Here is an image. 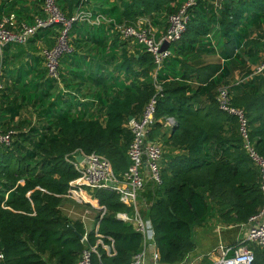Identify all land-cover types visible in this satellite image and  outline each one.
<instances>
[{"label":"trees","instance_id":"trees-1","mask_svg":"<svg viewBox=\"0 0 264 264\" xmlns=\"http://www.w3.org/2000/svg\"><path fill=\"white\" fill-rule=\"evenodd\" d=\"M18 2L0 0V15L17 12ZM108 4L104 0L102 8L95 12L127 23L147 15L151 18L161 10L170 14L180 6L177 0H128L123 9L119 2L107 8ZM214 8L203 0L189 8L185 33L175 42L174 54L167 57L156 78L150 52L143 49L130 54L119 50L118 38L109 46L105 39L111 34L119 35L111 33L104 24L76 21L72 25L71 35L78 48L84 40H93L95 45L85 46L84 53L95 49L100 56H91V62L86 63L85 54L76 53L72 61L69 59L72 68L68 72L72 75L63 76V85L68 92L78 88L80 81L99 87L95 91L92 88L86 101L78 102L74 96L67 99L57 81L43 69L45 80L30 87L43 94L27 102L46 123L28 130L15 129L6 127L0 115L3 131H17L10 146L0 145V264H77L83 249L95 246L96 231L90 232L83 242L85 224L72 220L61 208L71 181L79 176L71 160L77 152L96 151L110 160L117 174L127 171L132 134L126 124L130 115L140 116L156 94L155 79L163 91L158 95L157 122L151 137L161 133L165 147H169L167 153L165 149L162 183L149 186L154 196L148 216L155 226L160 261H183L195 247L191 239L193 226L206 222L215 210L225 221L246 223L263 206L259 170L244 148L238 119L217 104L219 86L228 84L227 77L243 55L234 57L230 52L223 65L197 63L199 49L209 45L203 39L209 33L210 21L218 18ZM219 11L229 37L245 20L236 40L238 45L254 28L260 31L257 36L264 37V0H226ZM52 27L39 31L46 34ZM1 59L3 70L10 73L9 66L5 68L3 52ZM93 59L98 61L94 63ZM178 64L183 71L178 70ZM111 65L118 74L113 73ZM167 66L175 72L166 77L162 72ZM230 88L233 105L245 108L249 135L264 156V72ZM202 98H206L205 103ZM95 105L92 113L101 114L103 121L91 115L89 107ZM168 116L174 117L175 122L161 131L164 125L160 120ZM90 192L106 207L97 233L104 243L111 244V237L116 249L115 255L109 256L98 245L101 256L93 254L94 264H132L134 255L142 250V234L134 223L117 217L128 207L115 190L95 188ZM81 195L90 201L85 191ZM255 258L253 264H264V247H256Z\"/></svg>","mask_w":264,"mask_h":264},{"label":"built area","instance_id":"built-area-1","mask_svg":"<svg viewBox=\"0 0 264 264\" xmlns=\"http://www.w3.org/2000/svg\"><path fill=\"white\" fill-rule=\"evenodd\" d=\"M14 1V0H11ZM89 0H80V5L74 9L71 15L66 14L59 0H42L43 11L46 18L38 17L33 24L20 20L16 12L4 13L0 15V55L2 56L3 48L10 43L27 44L34 38V35L42 28L57 25L56 40L53 46L41 45L39 54L43 56V63L46 74L53 80L59 82L61 89L68 92L62 82V73L60 71V59L64 53H70L74 50L70 43L69 32L72 25L76 21H85L94 25H106L111 33L118 34L122 39L130 41L133 44H139L144 51L153 55L154 69L153 74L156 78L159 70L162 68L167 57L172 55L170 48L161 50L164 41L170 44L179 41L185 33L187 23L190 19L189 8L196 5L199 0H184L178 9L168 16V25L164 31L161 40L157 39L156 32L150 21L145 22L138 20L135 23L117 22L114 18L108 17L102 13L93 10H84L82 8ZM254 74L260 75L264 72V38L259 63L254 67ZM4 77L3 62L0 60V89L4 88L2 78ZM156 94L153 95L148 104L144 107V111L138 117L134 116L128 120L126 126L132 134L129 144L130 167L122 174H117L112 167L110 160L104 155L93 151L86 154L85 159L79 162L74 157L71 160L74 168H77L79 176L70 183V190L66 194L71 198L79 201H85L81 193L85 189L94 190L95 188H106L115 190L120 195V200L127 207L134 209V213L130 215L127 212H118L117 217L134 223L137 231L142 234V250L133 257L132 264H149V257L152 264H163L160 261L159 247L156 242V231L154 223L148 217L142 216L138 210V196L140 190H144L150 182L154 185L162 183V161L165 155V147L162 142L156 138H152L153 125L157 122L156 103L158 95L162 93V85L155 79ZM217 104L221 110L227 111L229 114L237 117L239 122L240 134L243 138V145L248 153L252 163L258 168L260 174V188L264 201V156L259 153L256 144L249 135L248 116L245 108L233 105V93L230 85L224 84L219 87L217 94ZM160 122L165 125L174 124L173 117L168 116ZM17 133L15 129L3 131L0 128V145L10 146L13 142L14 135ZM77 152L76 154H78ZM76 156V155H75ZM104 211L106 208L104 207ZM245 223L247 233L244 239L239 241L236 246L221 247V255L211 253L210 262L203 259H183L176 264H253L255 261V250L251 247V242L256 243L260 247H264V204L254 214L249 216ZM97 236H102L97 233ZM112 246L115 247L114 241L108 237ZM88 235L82 236V241L86 242ZM98 243L95 246H87L83 249L77 264H94L93 254H97ZM232 251V253H231ZM151 255V256H149ZM3 253H0V258Z\"/></svg>","mask_w":264,"mask_h":264},{"label":"crops","instance_id":"crops-1","mask_svg":"<svg viewBox=\"0 0 264 264\" xmlns=\"http://www.w3.org/2000/svg\"><path fill=\"white\" fill-rule=\"evenodd\" d=\"M103 1L104 0H90L85 5H83L82 8L84 10L96 11V9L99 10L100 8H102ZM106 1H108L109 3L106 6L107 8L109 7V5H113L116 2H119L122 9L128 2V0ZM203 1L206 4H210V6L212 5L215 7L214 12H217L218 18L217 21H210L211 24L208 30L209 33L208 35H205L203 39L204 42L209 44V47L206 46L199 49L200 53L197 59V63L199 65H205L208 63H221V65H223L224 62L228 60V55L231 54L230 52H233L234 57H238L240 54H242L243 57L239 58L240 61L235 65V68H233L234 71H232V73L227 77L228 85L231 86L236 83H243L254 78L256 76V74H254V67L259 63L261 59L264 37L260 36V38L259 36H257V33H260V31L254 28V30H251L252 34L244 38L241 44L238 45V41L236 40L239 36V33L242 32V27L245 26V20L242 21V24L239 25L236 28L235 32H233L229 37L224 31V26H222L221 24L222 17L221 11H219V9L222 7V3H224V1L226 0ZM77 2V0H59V4L62 10L68 15L71 14L77 7ZM183 2L184 0H177V4L179 5ZM18 3L19 5L16 14L21 20L27 22L28 24H33V22H35L36 18L38 17L46 18V14L43 11L42 7V0H19ZM171 4L176 3L175 1H172ZM168 15L169 14L167 13L165 14L164 10H161V13L157 12L155 14H152L153 17L151 18L149 15H147L144 17H140L139 20L145 22L146 19L149 18L156 32L157 39L161 40L168 25ZM53 26L54 27L51 28L52 31L47 30L45 32L46 34H42L40 37L34 38L33 44L24 45L25 47L21 49L23 51L15 48V50L10 54L12 56L9 55L8 60L10 61V66L8 68L10 73L7 72L8 75L4 76V79L2 81L4 88L0 90L1 122L6 127H14L15 129H17L18 127L20 129L22 128L23 130H28L31 126H41L42 124L46 123V120L40 118L37 115L35 108H33L32 105L27 101H30L29 99L31 98V101L33 102L39 94H43L40 92V89L35 90L36 88H30L34 84L45 80L44 78L46 77H42L44 75L41 74V70L45 68L43 61L35 64V61H33V57L34 54L39 52L38 49L41 45L53 46L56 40V33L58 29L57 25ZM262 28L264 29V24ZM117 38L119 39V45L116 47L119 50H127V52L130 54L134 51H143L142 46H140L139 44H133L130 41L128 42L122 39L120 36H115L114 34L109 35V37L105 39V41H107L110 46L115 42ZM80 44L82 46L78 48V53L82 56L85 54V56L87 57V59L85 60L87 61L86 63H88V61L91 62V56H100V53L97 54L96 51H94L95 49L91 52L86 51L84 53L85 46L91 47L92 45H95L93 40H84ZM174 44L176 43H171L169 46L173 54L175 51ZM172 45L173 47H171ZM18 51L21 52L19 53ZM15 55L18 56L16 57ZM170 60H172V58ZM97 61L98 60L95 59L94 63ZM176 66L178 67V70L183 71V68L179 67V64ZM110 69L114 71L113 73L116 72L113 69L112 65L110 66ZM93 72L99 74V72L95 70ZM173 72H175V70L167 66L164 67L162 73L167 77L173 75ZM116 74H118V72H116ZM121 75H123V73H121ZM123 77L124 76H122V78ZM129 82L130 80L127 81V84H129ZM97 87L99 86L95 83L91 84L89 82L80 81L78 88L73 87L70 89L71 93H66L64 91L63 92L67 99L74 96L76 98V101L83 102L89 99L90 96L86 95L93 92L92 88H94L95 91ZM53 99L54 96L52 98V101ZM201 100L202 103L206 102V98H202ZM21 104H23V107ZM80 107L81 105H78V108L76 110L79 111ZM94 108H96V105L95 107H89V109L91 110V115L93 114L94 117L100 118V121H103V117H98L99 115L97 113H92V111L94 112ZM87 112L89 113L88 109ZM163 125L164 126L162 128H169L164 123ZM165 148L167 153L169 147ZM164 164L165 159H163L161 166H164ZM150 184L151 183L149 182L144 190H140L137 201L139 212L142 214V216L147 218L149 217L148 212L149 208L151 207V202L153 201V194L151 193V190L154 193L153 188L149 187ZM90 191L91 190L89 189H85V192L90 197V201L85 200L82 202L76 198H71L65 195L66 197L61 203V208L69 218H71L72 220L79 219L83 222V224H85L86 235H88L92 231H96L97 235L99 219L106 213V211H104L105 206L100 205L99 200L94 197ZM91 200H95V202L93 203L91 202ZM133 210L134 209L128 207V210L122 212H127L132 215L134 213ZM246 233L247 226L245 225V223L225 221L221 213L215 210L213 215L209 217L206 222L195 224L193 226L191 239L194 242L195 247L190 253L185 256L184 259H203L207 262H210L208 260L211 259V257L209 256L211 253L215 255L216 252H219L220 254L222 246H236L239 241L245 238ZM96 243H98V245H101L106 250L109 256L115 255V247L112 246V243H104L102 236H99L97 238ZM147 261L149 264L153 263V261L149 257L147 258Z\"/></svg>","mask_w":264,"mask_h":264},{"label":"rangeland","instance_id":"rangeland-1","mask_svg":"<svg viewBox=\"0 0 264 264\" xmlns=\"http://www.w3.org/2000/svg\"><path fill=\"white\" fill-rule=\"evenodd\" d=\"M54 27V26H53ZM73 28V27H72ZM71 28V31H70V33H69V35H70V43H71V45H72V47H74V50L72 51V52H70V53H64V55L61 57V59H60V71H61V73H62V78H63V76H68V75H72L71 73H69L68 71L70 70V68H72V65H71V62H69V59L72 61V59H74V57H76L77 56V54L76 53H78L77 51H78V43L76 42V40H73V36L71 35V32L73 31V29ZM45 31V30H44ZM43 33V31H39V32H37L35 35H34V38H36V37H40V35ZM74 35V34H73ZM34 38H32L30 41H29V43H27V44H33V40H34ZM27 44H22V43H18V42H15V43H10V44H8L7 46H5L4 48H3V55L5 56V68L6 67H8V66H10V63L8 62V58H9V55L15 50V48H18V50H21L22 48H24L25 46L24 45H27ZM54 44H55V42H54ZM43 46V45H42ZM171 47H173V45L171 46ZM38 50H40V49H38ZM21 51H23V50H21ZM10 56H12V55H10ZM33 61H35L34 63L36 64V63H39V62H42L43 61V56L42 55H40L39 54V52L38 53H36V54H34V57H33ZM65 68V69H64ZM45 69V68H44ZM46 70V69H45ZM8 74H7V72H6V69H4V76H7ZM3 79H4V77L2 78V81H3ZM58 84H59V82H57ZM98 117H102L101 116V114L98 116ZM166 131L167 129H165V128H162L161 129V131ZM161 133L160 134H158V135H156L155 134V137L154 138H156V139H158L160 142H162L163 143V145H164V147L166 146V144H165V140H164V138H162L161 137ZM91 208V207H90ZM251 247L255 250L256 249V247L258 248V247H260L259 245H257L256 243H254V242H251ZM216 255H218L219 254V252H216L215 253ZM219 255H221V253L219 254ZM209 259V258H208ZM208 261H211V259L210 260H208ZM207 262V261H206Z\"/></svg>","mask_w":264,"mask_h":264},{"label":"water","instance_id":"water-1","mask_svg":"<svg viewBox=\"0 0 264 264\" xmlns=\"http://www.w3.org/2000/svg\"><path fill=\"white\" fill-rule=\"evenodd\" d=\"M169 46H170V43L166 40L163 42L161 46V50H166L167 48H169ZM133 117H134L133 115H130L129 120L132 119ZM75 158L77 161L82 162L85 159V155L82 152H79L78 154H76Z\"/></svg>","mask_w":264,"mask_h":264}]
</instances>
